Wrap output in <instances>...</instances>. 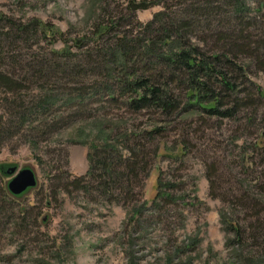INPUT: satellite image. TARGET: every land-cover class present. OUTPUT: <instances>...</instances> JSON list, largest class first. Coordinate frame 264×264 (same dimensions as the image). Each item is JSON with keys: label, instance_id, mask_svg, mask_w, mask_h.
<instances>
[{"label": "rangeland", "instance_id": "rangeland-1", "mask_svg": "<svg viewBox=\"0 0 264 264\" xmlns=\"http://www.w3.org/2000/svg\"><path fill=\"white\" fill-rule=\"evenodd\" d=\"M131 1L0 0L1 16L42 25L29 50L22 47L19 51V67L24 71L13 69L16 77L28 73V66L47 75L20 94L21 111L35 106L44 92H55L57 101L46 115L32 113L42 120L41 127L38 123L32 127H38L41 134L34 137L26 124L11 137L0 136V165H15L19 170L30 167L37 178V187L16 199L7 193L9 178L0 176V264H264V234L250 230L258 218L263 221L264 214L253 215L255 210L243 198L258 200V190L264 188V151L262 147L253 150L264 129V106L256 103L231 120L211 118L202 123L190 113L178 122L159 123L161 119L134 115L121 106L108 108L95 99L68 103L71 84L79 89L97 79L91 73L69 84L68 79L56 78L60 69L42 64V60H51L52 52L67 48L60 41L61 34L70 47L72 41L89 36L92 26L101 21L119 20L118 32L138 36L140 28L160 14L166 15L163 24L168 16L174 23L186 18L181 0H134L148 4L134 15L127 10ZM240 2L250 10L248 17L256 19L244 21L251 26L246 31L264 37V0ZM215 6L220 8L215 14L197 18L201 23L189 34L193 43L202 44L198 39H205L211 46L214 32L239 33L245 27L231 21L235 11L230 3ZM260 6L262 11L257 13ZM48 25L51 27L46 28ZM3 43L6 46L7 41ZM83 50L71 53L86 66ZM239 61L246 67L248 91L255 96L258 90L264 94V72L247 59ZM10 67L4 61L2 70ZM17 105L19 102L0 90V119L7 121ZM17 118L10 117L12 122ZM154 126H162L164 132L162 139L148 146L158 150L147 175L132 183L127 198L115 189L103 194L89 177L93 148L108 142L125 156L124 136ZM159 177L163 184L174 186L167 191L174 202L164 199L154 205ZM79 178L89 183V192L68 186ZM143 205L140 215L134 212ZM221 217L242 229L241 246Z\"/></svg>", "mask_w": 264, "mask_h": 264}, {"label": "trees", "instance_id": "trees-1", "mask_svg": "<svg viewBox=\"0 0 264 264\" xmlns=\"http://www.w3.org/2000/svg\"><path fill=\"white\" fill-rule=\"evenodd\" d=\"M181 1L182 13L186 18L179 20L178 23L169 22L168 16L167 22L163 24L166 15L160 14L155 16L151 23L141 27L138 36H132L130 32L128 35L126 32H118L120 26L117 23H121L119 20L117 23L107 22L109 25L101 21L92 26L89 36L72 41L70 47L64 38L65 35L61 34L60 41L66 44L67 48L60 53L52 52L51 60L41 62L52 65L54 69H60L56 78L68 79L69 84L91 73L97 79L92 84H85L79 89L73 88L76 85L71 84L73 86L67 96L68 103L83 104L87 99H95L108 108L118 109L121 106L134 115H150V120H153L152 117L161 119L159 123L178 122L190 113L198 116L202 123L211 118L231 120L243 109H250L256 103L264 106V94L260 90L257 91L256 96L248 91L247 86L250 81L246 76V67L239 61L240 58L247 59L257 70L264 72V37L251 35L246 31V28L251 26L243 24L246 20L255 22L256 19L248 17L250 10L240 0ZM220 2L230 3L235 11L231 21H237L240 26L245 25V27L239 33L214 32L211 46L207 45L205 39L197 38L202 44L193 43L189 35L190 31L201 23L199 18L215 14L220 9L215 5ZM147 8L146 2L136 3L133 0L127 10L134 15L135 12ZM261 9L262 6L258 8L257 13H261ZM2 23H5V26H1ZM49 27L51 26H46ZM41 28L42 25L37 21L24 24L0 15V39H2L0 40V90L19 102L12 113L10 112L7 121L0 119L1 137L15 135L16 132L22 131L26 124L34 137L41 134L37 130L38 127L32 128L34 123L42 126L39 123L42 120L38 121L32 116L33 111L46 115L57 103L55 92H44L35 106L21 111L23 106L20 94L30 86L29 84L39 83L38 81L45 80L47 76L42 69L36 70L35 67L30 66H28L29 72L23 76L16 77L14 72L20 68L22 62L19 51L22 47L29 50L32 37H36ZM3 39L7 41L6 46L3 45ZM84 48L86 50H83ZM73 49L86 51L83 54L84 60L87 59L86 66L80 65L81 60L71 53ZM4 61H9L13 66L10 67L11 70H2ZM73 61L79 62L73 67L70 64L61 69ZM85 67L90 69L86 71ZM20 69L21 72L24 71ZM13 116L18 118L12 122L10 117ZM57 125L60 123L52 128ZM163 132L162 126H154L142 133L132 131L126 134L122 144L127 153L125 156L108 142L101 147L95 146L89 159V177L103 194L115 189L127 198L132 183H139L141 177L147 175L158 150V148L150 150L148 146L156 139H162ZM35 141H32L33 144ZM256 141L253 150L262 147L264 151V129L258 133ZM14 166L0 165V176L7 177L6 170ZM68 183V186L79 188L85 193L91 190L89 183L81 178ZM170 185L163 184L159 177L154 205L164 199L167 202H174L175 199L167 193L174 187ZM120 186L122 188L118 189ZM67 187L64 188L65 192ZM258 191L260 197L258 200L246 195L243 197L249 209L255 210L253 215L256 217L264 214V188H259ZM8 195L11 196L9 193ZM22 197L23 195L16 199ZM143 207L144 205L140 206V209L134 212L140 215ZM222 217L221 220L228 232L235 233L236 243L241 246L244 232L241 228L235 227L229 219ZM250 230L258 235L264 234V217L262 222L258 218L256 224L250 226ZM262 258L264 259V255ZM249 262L254 264L252 261Z\"/></svg>", "mask_w": 264, "mask_h": 264}, {"label": "water", "instance_id": "water-1", "mask_svg": "<svg viewBox=\"0 0 264 264\" xmlns=\"http://www.w3.org/2000/svg\"><path fill=\"white\" fill-rule=\"evenodd\" d=\"M5 174L9 178L6 188L12 197H20L37 187L36 174L30 167L20 170L15 166L10 167Z\"/></svg>", "mask_w": 264, "mask_h": 264}]
</instances>
